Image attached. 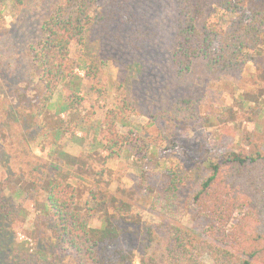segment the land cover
I'll return each mask as SVG.
<instances>
[{
    "label": "trees",
    "instance_id": "trees-1",
    "mask_svg": "<svg viewBox=\"0 0 264 264\" xmlns=\"http://www.w3.org/2000/svg\"><path fill=\"white\" fill-rule=\"evenodd\" d=\"M33 1L43 17L37 38L26 47L30 71L11 109L20 103L32 108L27 127L41 126L38 119L46 110L60 116L48 150L59 159L52 164L42 204L52 221L56 256L36 248L27 252L20 241L13 244L35 254L38 264L68 255L75 264H135L136 252L140 264H264V133L248 151L236 140L235 118L220 123L225 111L217 114L213 103L206 110L185 95L150 116L147 125L157 126L158 135L141 136L140 125L128 119L134 110L129 93L122 82L102 78L105 60L94 50L102 42L140 49L151 38V26L139 27L130 16L131 0ZM24 2L0 0V21L15 16ZM161 2L173 13L169 76L183 78L199 65L214 83L234 77L260 54L264 4L259 0ZM114 94L116 103L108 107ZM98 110L102 116H96ZM202 126L216 130L202 142L203 173L192 182L161 154L177 145V128ZM65 136L81 145L90 138L94 150L71 155L57 147ZM123 159L138 174L136 192L143 193L157 223L133 213L136 192L111 189L115 177L107 162ZM4 190L0 184L3 224L13 194L21 192L6 196ZM10 236L13 242L12 233L5 234Z\"/></svg>",
    "mask_w": 264,
    "mask_h": 264
},
{
    "label": "rangeland",
    "instance_id": "rangeland-1",
    "mask_svg": "<svg viewBox=\"0 0 264 264\" xmlns=\"http://www.w3.org/2000/svg\"><path fill=\"white\" fill-rule=\"evenodd\" d=\"M259 1L264 4V0ZM131 4L130 16L137 26H151V38L144 43L145 46L140 49L116 48L102 42L94 50L97 57L105 60L102 78L106 80L107 75L114 81L122 82L129 93L134 110L130 111L128 119L140 125V135H158L157 126L147 125L150 116L156 111L165 110L178 98L189 95L197 105H204L206 110L213 103L217 114L225 111L220 123H230L235 118L237 121L232 124L237 130L236 140L251 151L264 133V45L256 60L232 74L234 77L214 80L213 83L197 65L190 75L173 78L169 76L167 57L173 35L169 23L173 14L171 8L163 5L161 0H131ZM42 11L41 6L34 7L33 0H25L15 16L0 21V184H3L6 196L17 189L21 191L20 194H13L14 198L7 205L8 222L3 224L0 221V264H38L35 254L27 253L35 248L55 253L52 221L42 213V204L47 181L53 174L52 164L58 163L59 159L58 155H51L48 150L53 142L50 132L59 126L60 116L55 115L53 109L46 110L38 119L41 126L27 127L25 119L29 118L32 108L20 103L17 110L11 109L12 102L16 100L14 98L19 96V85L30 71L25 51L27 45L38 36ZM115 103L114 94L107 100V106L112 107ZM100 115L98 110L96 116ZM119 128L125 132V128ZM215 130L216 127L206 126L193 130L179 127L174 133L177 145L161 155L168 158L169 164L181 175L195 182L203 173L200 147ZM100 137L104 138V134L101 133ZM168 145L163 143V147ZM57 147L80 156L93 148V140L87 138L81 145L65 136L59 140ZM107 165L114 172L115 180L110 186L112 190L120 186L138 191L136 183L139 176L131 168L130 161L109 160ZM95 166L98 167L97 164ZM76 172L87 177L80 170ZM142 194L135 193L133 213L147 224L157 223L158 219L148 212V201L145 194V200L142 198ZM21 209H24V215H20ZM93 224L99 225V221L95 220ZM129 226L134 225L131 223ZM132 231L135 233V230ZM9 233L13 235V242L11 236L10 239L5 238V234ZM131 233L129 238L134 235ZM15 241L26 245L27 252L15 246ZM138 255L136 252L135 264H140ZM52 263L75 264V260L68 255L57 257Z\"/></svg>",
    "mask_w": 264,
    "mask_h": 264
}]
</instances>
